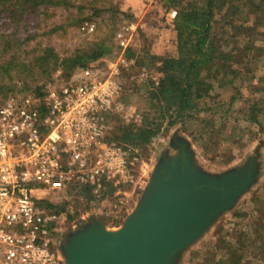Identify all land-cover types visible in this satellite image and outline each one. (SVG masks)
<instances>
[{
  "label": "rangeland",
  "instance_id": "rangeland-1",
  "mask_svg": "<svg viewBox=\"0 0 264 264\" xmlns=\"http://www.w3.org/2000/svg\"><path fill=\"white\" fill-rule=\"evenodd\" d=\"M72 1L76 7L69 10L42 7L31 9L26 16L12 6L0 8V104L15 96L43 95L49 88L69 83L83 68H69L64 60L77 51L90 52L102 39L108 41L110 52L87 67L102 78L109 77L121 54V42L130 37L126 26L140 19L136 11L140 2L102 0L93 10L78 7L90 0ZM248 1L222 0L226 4L217 9L213 30L217 57L236 55L240 60L239 56L249 53L247 61L254 58L248 68L241 66L244 72L247 69V76L243 74L242 83L239 78L220 82L215 79L218 65L204 71V80L212 86L209 95L183 118H178L174 110L152 106L149 91L163 78L160 62L154 59L158 56L145 32L139 30L132 38L125 52L131 66L115 76L120 89L117 101L124 112L107 117V135L116 139L148 122H152V128L160 124L161 131L146 147L129 145L138 151L143 163L138 182L126 192L127 203L118 215H112L118 210L110 188L91 190V194L73 190L49 195L44 201L48 213H58L56 207L65 206L58 213L65 214L59 221L56 242L60 264H69L66 247L73 233L93 225H101L108 232L124 227L147 196L158 168L162 164L176 165L180 149L175 142L187 145L195 171L207 178L246 176L250 163L255 166V180L249 190L179 254L176 264H264V116L261 113L259 117L261 127L251 122L249 115L253 101L264 94V13H252ZM177 13L169 0H154L145 20L150 25L169 20L175 27ZM44 49L51 50L47 62L42 60ZM220 64L231 65L224 60ZM241 85L238 101L231 102Z\"/></svg>",
  "mask_w": 264,
  "mask_h": 264
},
{
  "label": "built area",
  "instance_id": "built-area-1",
  "mask_svg": "<svg viewBox=\"0 0 264 264\" xmlns=\"http://www.w3.org/2000/svg\"><path fill=\"white\" fill-rule=\"evenodd\" d=\"M132 38L134 22L125 28ZM129 40V39H128ZM109 77L92 67L42 96H15L0 104V264H60L59 221L49 195L110 188L117 212L138 182L141 156L108 140L107 117L123 114L115 76L128 70L129 42Z\"/></svg>",
  "mask_w": 264,
  "mask_h": 264
},
{
  "label": "water",
  "instance_id": "water-1",
  "mask_svg": "<svg viewBox=\"0 0 264 264\" xmlns=\"http://www.w3.org/2000/svg\"><path fill=\"white\" fill-rule=\"evenodd\" d=\"M175 144L176 165L158 168L147 196L121 230L93 225L73 233L66 247L69 264H176L255 180L254 162L246 176L204 177L195 171L187 145Z\"/></svg>",
  "mask_w": 264,
  "mask_h": 264
},
{
  "label": "trees",
  "instance_id": "trees-1",
  "mask_svg": "<svg viewBox=\"0 0 264 264\" xmlns=\"http://www.w3.org/2000/svg\"><path fill=\"white\" fill-rule=\"evenodd\" d=\"M83 1L85 0H81V3ZM99 1L102 0H90L86 6L81 4L78 7H90L95 10ZM225 4H223L222 0H169V6L178 12L175 22L178 54L175 57L154 58L158 64L160 62L158 69L162 73L163 78L154 90L149 91V100L152 102L153 107L162 106V111L163 109L167 111L174 110L178 118L185 117V114L190 113L194 108H198L197 102L209 95L212 86L204 80L202 74L204 71L213 70L216 65L218 66L216 67L217 75L215 79L218 81L222 82L239 78L241 83L243 82V74H246L245 77L247 76L246 68L251 63L253 64L254 60L252 58L250 62L247 61L249 53L246 56H239L240 60L236 59V55L217 57L218 51L215 46L213 30L216 27L217 9L224 7ZM248 4L252 5V13H256V15H259L261 11L264 13V0H250ZM6 6L14 7L24 16L28 15L31 9L42 7H64L67 10L76 7L75 2L72 0H0V8H5ZM109 47L108 41L102 39L90 52L77 51L76 54L64 60L63 63L69 68L77 66L86 68L89 63L106 57L110 52ZM50 51V49L41 51L44 54L43 62L48 61ZM220 55L223 54L221 53ZM221 60L229 61L231 65L224 66L220 64ZM236 65L239 68H234ZM243 65L246 66L245 72L241 68ZM231 80L229 81L230 83ZM242 87L241 85L235 89L236 95L231 98V102L236 103L238 101ZM39 96H42V94ZM261 113L264 116V94L259 101H253L250 106V121L260 124L259 117L262 116ZM151 125L152 122H148L140 129L127 130L128 132H124L120 137H116V139L108 138V140L138 148L146 147L161 131L160 124H157V128H152ZM260 125L263 127L262 124ZM75 191H79L80 194H91L92 192L89 188L76 189ZM111 192H113L112 189ZM90 199H93V197L91 196ZM42 205L45 206L44 203ZM63 207L65 206H58L55 210H60L59 212H61Z\"/></svg>",
  "mask_w": 264,
  "mask_h": 264
},
{
  "label": "crops",
  "instance_id": "crops-1",
  "mask_svg": "<svg viewBox=\"0 0 264 264\" xmlns=\"http://www.w3.org/2000/svg\"><path fill=\"white\" fill-rule=\"evenodd\" d=\"M138 1L141 6L136 11L139 12L140 19L134 23L135 32L132 38L135 37L139 30L143 31L147 34V41L151 45L153 44L152 48H154L158 57L165 58L168 53L173 51L174 53L171 54V57L177 56V34L174 25L169 20L166 24L157 23V25H150L145 18L148 15V8L151 7L154 0ZM132 38H129V43H131Z\"/></svg>",
  "mask_w": 264,
  "mask_h": 264
}]
</instances>
